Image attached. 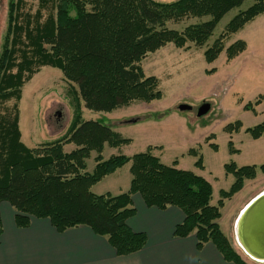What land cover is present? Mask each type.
<instances>
[{
	"label": "trees",
	"instance_id": "obj_1",
	"mask_svg": "<svg viewBox=\"0 0 264 264\" xmlns=\"http://www.w3.org/2000/svg\"><path fill=\"white\" fill-rule=\"evenodd\" d=\"M24 1L9 0L8 29L0 55V103L20 102L22 88L43 67L59 69L76 97L66 135L34 148L22 142L18 104L0 115V206L8 203L15 210L17 227H30L32 218L49 220L59 233L86 226L105 237L118 256H128L147 244L146 234L128 225L136 214L132 197L138 194L149 208L176 207L182 211L184 220L176 226L175 237L194 234L198 250L212 243L228 263L258 264L230 243L218 221L225 201L241 192L258 171L264 174V165L227 164L226 173L235 181L228 191H221L218 205L213 206L208 180L177 169L176 162L170 167L162 164L151 146L132 157L121 154L104 160L105 146L119 148L130 139L109 125L82 117V102L91 111L112 113L133 103L160 100L159 81L145 76L142 60L167 44L180 49L190 43L203 47L225 15L247 0H40L35 15L21 13ZM263 13L264 0H254L205 52L206 61L214 62L224 50V40ZM207 17L183 31L168 27L170 22ZM246 48L244 41L236 42L227 49L228 59L233 60ZM249 105L245 109L249 110ZM241 126L237 123L227 129L232 133ZM246 131L259 139L264 124ZM69 144L76 149L65 153ZM229 146L235 154L232 141ZM93 152L96 167L90 173L86 161ZM190 155L199 154L191 150ZM128 164L132 175L128 192L112 196L91 191ZM195 166L204 168L202 157ZM2 233L0 212V236Z\"/></svg>",
	"mask_w": 264,
	"mask_h": 264
},
{
	"label": "rangeland",
	"instance_id": "obj_2",
	"mask_svg": "<svg viewBox=\"0 0 264 264\" xmlns=\"http://www.w3.org/2000/svg\"><path fill=\"white\" fill-rule=\"evenodd\" d=\"M155 1L171 3L177 0ZM39 3L40 0H25L21 13L35 15ZM253 4L254 0H247L241 7L227 13L203 47L190 43L180 49L167 44L142 60L140 66L145 76L159 81V90L163 94L160 100L133 103L112 113L91 111L82 102L83 120L109 125L122 137L130 139L119 148L105 146L104 160L121 154L132 157L146 152L151 146L152 153L162 164L170 167L176 162L177 169L191 171L208 180L213 188V206L218 205L221 191H228L235 181L232 174L226 173L227 164L257 168L264 165V134L254 139L246 131L264 124V98H261L264 96V13L239 32L229 35L224 40L223 52L214 62L208 63L204 55L225 33L232 19ZM8 5L9 0L0 1V55L8 29ZM43 13L45 15V10ZM208 19L170 22L168 27L183 31ZM238 41H244L247 48L229 60L227 49ZM75 97L59 69L43 67L22 88L20 102L12 99L0 103V115L18 104L22 142L34 148L66 135L73 119ZM259 99L261 101L257 104ZM182 105L190 109L181 111L179 107ZM205 105L210 107L209 111L199 115ZM246 105H249V110L245 109ZM237 123H241V128L230 133L227 127ZM230 141L237 151L235 154L230 152ZM74 149V144L66 145L65 153ZM191 150H195L198 157L190 155ZM95 157L93 152L86 161L90 173L96 167ZM200 157L203 169L195 166ZM130 167L128 164L119 169L91 191L96 195L109 193L112 196L128 192L132 180ZM263 190L264 174L258 171L256 178L246 181L243 190L226 200L220 210L222 217L218 223L234 247L238 246L235 223L240 212Z\"/></svg>",
	"mask_w": 264,
	"mask_h": 264
},
{
	"label": "crops",
	"instance_id": "obj_3",
	"mask_svg": "<svg viewBox=\"0 0 264 264\" xmlns=\"http://www.w3.org/2000/svg\"><path fill=\"white\" fill-rule=\"evenodd\" d=\"M132 199L136 214L128 225L146 234L147 244L141 251L123 257L105 237L95 235L86 226L59 233L49 220L32 218L30 227L18 228L15 210L2 203L0 264H231L212 243L198 250L194 234L187 238L174 236L176 226L184 220L180 209L149 208L138 194Z\"/></svg>",
	"mask_w": 264,
	"mask_h": 264
},
{
	"label": "water",
	"instance_id": "obj_4",
	"mask_svg": "<svg viewBox=\"0 0 264 264\" xmlns=\"http://www.w3.org/2000/svg\"><path fill=\"white\" fill-rule=\"evenodd\" d=\"M209 108L203 106L199 115L207 113ZM179 109L184 111L190 107L182 105ZM235 238L238 247L250 260L264 264V190L240 212L235 223Z\"/></svg>",
	"mask_w": 264,
	"mask_h": 264
},
{
	"label": "bare ground",
	"instance_id": "obj_5",
	"mask_svg": "<svg viewBox=\"0 0 264 264\" xmlns=\"http://www.w3.org/2000/svg\"><path fill=\"white\" fill-rule=\"evenodd\" d=\"M238 247V246H237ZM239 248V247H238Z\"/></svg>",
	"mask_w": 264,
	"mask_h": 264
}]
</instances>
